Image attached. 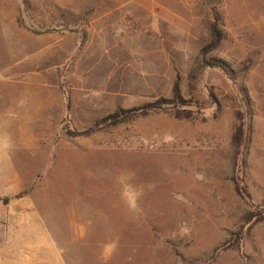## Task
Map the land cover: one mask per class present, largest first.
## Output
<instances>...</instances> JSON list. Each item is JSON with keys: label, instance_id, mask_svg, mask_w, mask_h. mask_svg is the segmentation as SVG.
Here are the masks:
<instances>
[{"label": "rangeland", "instance_id": "obj_1", "mask_svg": "<svg viewBox=\"0 0 264 264\" xmlns=\"http://www.w3.org/2000/svg\"><path fill=\"white\" fill-rule=\"evenodd\" d=\"M20 204L67 264H264V0H0Z\"/></svg>", "mask_w": 264, "mask_h": 264}, {"label": "crops", "instance_id": "obj_2", "mask_svg": "<svg viewBox=\"0 0 264 264\" xmlns=\"http://www.w3.org/2000/svg\"><path fill=\"white\" fill-rule=\"evenodd\" d=\"M4 212L0 217V264H67L56 240L43 237V229L41 234L37 229L39 235L33 238L35 225L28 220L31 209L26 204Z\"/></svg>", "mask_w": 264, "mask_h": 264}, {"label": "trees", "instance_id": "obj_3", "mask_svg": "<svg viewBox=\"0 0 264 264\" xmlns=\"http://www.w3.org/2000/svg\"><path fill=\"white\" fill-rule=\"evenodd\" d=\"M118 117H119L118 114H117V115H112V116H110L109 118L103 120L101 123H106V122L109 121V120H116Z\"/></svg>", "mask_w": 264, "mask_h": 264}]
</instances>
